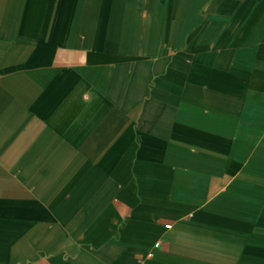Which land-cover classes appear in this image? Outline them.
I'll list each match as a JSON object with an SVG mask.
<instances>
[{
	"label": "crops",
	"instance_id": "crops-1",
	"mask_svg": "<svg viewBox=\"0 0 264 264\" xmlns=\"http://www.w3.org/2000/svg\"><path fill=\"white\" fill-rule=\"evenodd\" d=\"M0 264H264V0H0Z\"/></svg>",
	"mask_w": 264,
	"mask_h": 264
},
{
	"label": "built area",
	"instance_id": "built-area-1",
	"mask_svg": "<svg viewBox=\"0 0 264 264\" xmlns=\"http://www.w3.org/2000/svg\"><path fill=\"white\" fill-rule=\"evenodd\" d=\"M171 227V224H165V228H170ZM157 245V244H155Z\"/></svg>",
	"mask_w": 264,
	"mask_h": 264
}]
</instances>
